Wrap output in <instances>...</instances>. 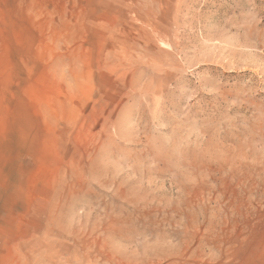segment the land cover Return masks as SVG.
I'll list each match as a JSON object with an SVG mask.
<instances>
[{
	"label": "rangeland",
	"instance_id": "374dc122",
	"mask_svg": "<svg viewBox=\"0 0 264 264\" xmlns=\"http://www.w3.org/2000/svg\"><path fill=\"white\" fill-rule=\"evenodd\" d=\"M0 264H264V0H0Z\"/></svg>",
	"mask_w": 264,
	"mask_h": 264
}]
</instances>
